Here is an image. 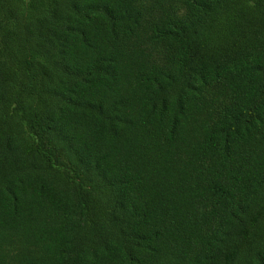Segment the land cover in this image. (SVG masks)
Masks as SVG:
<instances>
[{
	"label": "trees",
	"instance_id": "obj_1",
	"mask_svg": "<svg viewBox=\"0 0 264 264\" xmlns=\"http://www.w3.org/2000/svg\"><path fill=\"white\" fill-rule=\"evenodd\" d=\"M0 264H264V0H0Z\"/></svg>",
	"mask_w": 264,
	"mask_h": 264
}]
</instances>
